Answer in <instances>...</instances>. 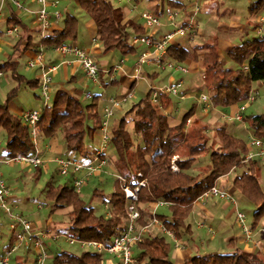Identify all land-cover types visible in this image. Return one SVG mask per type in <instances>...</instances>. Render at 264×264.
<instances>
[{
    "label": "trees",
    "instance_id": "trees-1",
    "mask_svg": "<svg viewBox=\"0 0 264 264\" xmlns=\"http://www.w3.org/2000/svg\"><path fill=\"white\" fill-rule=\"evenodd\" d=\"M78 1L95 22L96 36L105 53L119 50L126 56L136 51L132 37L145 33L141 23L127 20L122 8L116 6L112 0ZM263 8L264 0H257L249 5L251 13H258ZM15 21L19 23L18 20ZM77 36V18L67 13L63 18L62 29L52 30L41 41L47 46H56L74 40ZM207 46L209 50L202 56L195 49L189 50L174 41L167 50L170 58L178 62L188 58L202 59L205 85L213 106L227 108L239 104L240 107L252 93L254 83L264 82V38L256 36L233 46L228 51V56L236 64L235 67L225 66L219 61L215 44L207 43ZM17 67L18 61L14 53L0 64V70L10 72L17 81L6 100L0 103V129L4 130L6 136L3 146L6 157L32 155L36 151L29 128L20 116L11 112L9 102L17 95L21 85L35 83L33 87H38L40 80L27 79L19 73ZM163 96L166 95L160 97L159 103L153 101L150 88L139 100L128 104L130 106L116 121L115 117L120 110L115 111L111 120L110 147L116 154V170L132 188L141 179L146 181V185L138 191L135 204L140 212L136 227H146L147 231L145 229L141 240L134 245L133 257L135 261L146 260L148 264H175L171 258L174 245L172 238L155 227L153 217L159 219L167 230L185 243L188 239V243L197 240L194 237L193 222L189 221L196 200L212 186L219 185L222 178L229 177L233 171L241 170L232 178L233 188L242 199L254 205L253 219L249 225L252 228L260 225L261 230L264 228L262 158L247 160V141L233 134L224 123L212 129V134L208 132V125H187V120L194 114L195 106L183 115L178 125L171 126L162 106L171 98ZM100 98L101 94L98 93L89 103H84L77 95L58 90L41 114L37 140L40 137L51 138L62 130L65 148L79 155L72 157L66 152L67 156L64 157L80 161L92 159L93 153L86 147L85 142L87 137L93 141L95 134L99 132L103 117L99 106ZM126 106L127 103L123 107ZM90 120L93 122L90 123ZM130 121L132 129L129 128ZM242 121L248 124L253 136L264 139V112L248 115L244 112ZM175 156L178 170L171 167L172 158ZM195 168L197 170L193 172ZM67 177L71 178L69 183L57 184L49 181L45 194L52 202L50 214L56 210H67L68 226L56 229L54 233H46L67 234L77 240L108 242L127 228L131 201L126 197L123 184L117 178L111 192H93L94 196H100L103 203L108 205L109 214L106 215L99 212L96 206L87 203L81 191L76 190L73 174ZM159 201L163 202L166 210L151 214L150 204ZM61 239L65 240L61 237L55 241ZM228 245L227 249H207L204 253H199L196 248L195 253L184 264H264L259 254L237 246L234 239ZM203 247L207 248V245L204 244ZM82 248L84 251L81 252L60 249L51 255L50 264H103L104 254L90 246Z\"/></svg>",
    "mask_w": 264,
    "mask_h": 264
},
{
    "label": "crops",
    "instance_id": "crops-1",
    "mask_svg": "<svg viewBox=\"0 0 264 264\" xmlns=\"http://www.w3.org/2000/svg\"><path fill=\"white\" fill-rule=\"evenodd\" d=\"M22 1L24 4V8L21 10L16 8V6L10 0H5L3 2V20L1 22V28L5 29L10 25L17 24L20 27V33L17 35L2 34L0 42V64L5 62L14 53L15 58L18 61L17 69L19 73L24 75L29 80H40V68H31L27 65V62L31 58H33L41 48H43L46 61L50 64L57 65V69L53 74V83L51 89L52 98L58 90H64L67 93L77 95L80 99L83 98L86 92H90V87L88 83L89 79L86 78L84 70L81 64L76 60V58L72 55L63 56L54 50V46H47L41 41L44 35L51 32L52 30L62 29L63 18L65 14L70 13L77 18L78 36L76 39L70 40L65 44H72L86 49L99 63V66L101 68V85H97L91 80L90 81L93 83L94 87H97V92H95L94 95L98 93L101 94L99 106L100 112L102 114L103 108L108 103L110 97L123 96L131 92L132 96L131 98H129V100L133 98L136 99V96L138 95L141 97L144 96L152 86L182 81L180 95H166L170 96L171 100L168 103L162 104L164 111L168 116L169 124L171 126L178 125L181 122L183 115L193 106H195V111L190 118L196 119L193 122L194 124L203 121H206L207 123L211 122L207 114L208 110H204L203 104L199 103L196 98L197 94H200L202 92L207 93L204 89L202 90L200 88V84H196V79L197 82L199 80V72L204 70L202 59L188 58L180 62L188 68V72H181L169 68L165 70H160L153 63H144L141 66L139 77L135 78L134 68L137 63V60L142 54V52L148 49L145 44H140L139 47L134 44L136 48V51L134 53H131L126 56L121 55L117 61H114L112 59H109L107 56V54L111 51L106 53L103 51L102 43L96 36L97 30L95 22L88 15V13L80 6L78 0H58V5L56 7L49 5L48 8L51 12L61 9L60 12L62 13V16L59 19H56L53 16V24L51 28H49L45 32L42 31L39 21L37 19L36 11L40 7L39 4L31 0ZM112 1L116 6L122 8L125 14V18L127 20H133L143 25V27L145 28V33L141 35L162 37L167 32L172 31L174 29V25L172 24L170 15L173 13L177 14L176 19L174 21L177 24H188L190 22H193L194 27L185 34L175 36L174 43L181 44L189 50L195 49L196 53L199 56H202L209 50L207 43L210 42L208 39L205 40L204 38H208L213 32V29L215 28L225 30L226 32H232L226 38L223 37L220 39L219 48L222 52L226 53L227 56L228 51L236 44L240 43L243 40L252 39L256 37L254 26L258 22L259 15L263 14L264 10L263 8L258 13H250V15L246 18H242L238 10L239 2L242 0ZM144 1L146 2L145 7L140 8V5ZM250 1V4L254 2L252 0ZM198 5L199 9H197ZM224 9L227 10L226 15H223L222 11H225ZM146 10L158 15L161 20H163L165 23L161 26L147 28L144 25L143 18L141 16L142 13ZM15 20H18L19 23H17ZM212 24H216V27H212ZM134 37L136 36H133L132 39ZM18 42L19 44L17 45ZM197 46L203 47L199 48ZM25 47L26 50H24ZM140 49H143L141 51V54H139L138 52V50ZM221 51H218L219 61ZM122 58H125L126 60L123 69L122 71L115 73V79L111 80L110 74L106 72V69L118 64ZM131 61L133 62L129 63ZM257 83L259 84V86H262L264 84L263 81H259ZM34 84L35 83H24L23 85H21L17 95L13 97L12 100L9 102V107L13 114L21 117L24 111L37 109L33 105L31 107H26V103L28 104L30 100H32L33 103H35L37 99L42 100L40 95V85L38 87H33ZM16 85L17 81L11 76L10 72H4V75L0 80V103H3L6 100L9 91ZM23 86L25 88L31 87L33 88V90L37 89L39 93H34L33 97L30 93V96H27V93L24 94L22 92ZM192 97L195 98V101H197V103H191L189 101L193 99ZM128 101L126 103H128ZM184 105L186 106V110L183 107ZM123 106L117 110H122ZM238 109L239 104H234L227 108H220L219 111L223 113V118L227 119V116L229 118L231 117L229 121H226L225 119L223 121L222 118L221 122H223L233 134L240 136L241 131H243V124L245 122L243 123V121H239L232 118L236 114ZM59 135L60 134L58 133L57 135L51 138H39L40 142L44 143L43 150H40L38 148L40 156L43 160V163L41 165H32L25 163H18V165L23 166L24 169L26 168L31 171L38 167H45L47 165V162H56V159L58 157H61L60 155L64 154V152L66 151L63 134L61 136ZM95 135L98 136V133H96ZM39 140L37 147H39L40 144ZM94 150L95 149L91 150V152L93 153ZM4 157L6 156L2 148V143L0 142V158ZM16 164L17 163H13L12 165L15 166ZM262 171L264 172V163H262ZM237 172L238 171H233L230 173L229 177L222 178L221 182L219 183L220 187L222 186L221 188L226 189L227 187L224 186H226L228 182H226L225 179L228 180V178L230 177L232 185V178L235 176V174H237ZM9 201L10 206L14 205L15 207H18L19 199L15 196L14 193H11L8 199V203ZM163 206L164 205L162 204L151 203L149 212H151V214H153L154 212H158V209ZM237 210H239V206H235L229 201L220 198L212 197L206 200L197 199L195 202L194 210L192 212V228L194 230V235H197V240L199 241L200 246L202 245L203 247L205 240L202 238V232L207 234V236H209L210 238L209 242L211 243L210 245H207L208 249H218V239L215 238L217 234V236H219V240L221 238V246L224 245V247H219L220 249H227L230 240L234 239L237 246H240L241 248L247 251L259 254V256L264 260V232H262L261 230L262 227L259 225L256 228H252V238L250 240H247L241 230L239 228H235L237 222ZM9 220L10 221L8 223V227L11 222V219ZM199 223H205L207 225L210 224L209 226H211L215 230V234L209 232L207 227L200 226ZM3 225L4 222L0 219V233L3 237L1 243V253H3L4 250L8 248L15 240V235L10 230V227L9 234H3L1 232ZM155 227L157 229L159 228L157 225ZM143 228L144 231L145 229L147 231L146 227ZM236 230L238 232H236ZM43 232L46 233L45 231ZM195 250L196 248H190L189 246L187 247L183 244L181 246L173 245L171 250V258L175 264H184L185 261L195 253ZM30 251H34L35 254V250L32 244L27 246L22 245L12 257L13 263L35 264V255L34 260H30L29 258ZM139 263L146 264L147 261H135L133 264ZM103 264H119V259L113 254L104 253Z\"/></svg>",
    "mask_w": 264,
    "mask_h": 264
},
{
    "label": "built area",
    "instance_id": "built-area-1",
    "mask_svg": "<svg viewBox=\"0 0 264 264\" xmlns=\"http://www.w3.org/2000/svg\"><path fill=\"white\" fill-rule=\"evenodd\" d=\"M0 3V42L2 34L14 35L20 33V27L17 24L10 25L5 29L1 28V22L3 20V2ZM18 9H23L24 4L22 0H10ZM39 4V8L36 11L37 19L41 26L43 32L51 28L53 24V16L59 19L62 13L59 10L51 12L49 10V5L57 6L58 0H31ZM199 9V5L197 6ZM176 13L170 15L172 24L174 25V30L167 32L162 37H155L150 35H140L132 39L133 44H145L147 50L142 52L139 56L137 63L135 65L134 77L138 78L140 75L141 66L144 63H153L160 70L175 69L181 72H188V68L182 63L169 57L168 46L174 41L175 36L187 33L194 27V23L190 22L188 24H177L175 21ZM142 18L144 25L147 28H153L155 26H161L165 22L161 18L151 11H144L142 13ZM256 36L264 38V16L258 18V25L255 29ZM54 50L63 55H72L81 64L85 76L97 85H101V68L97 60L84 48L78 47L72 44H60L54 46ZM125 58H122L120 62L111 68L106 69V72L110 74V79H115V73L122 71L125 64ZM27 65L31 68H40V95L42 98L44 108L42 110L31 109L24 111L21 115L23 123L29 128L31 136L34 143L36 144V151L32 155H17L13 157L0 158V162L7 164L13 163H25L32 165H41L43 160L40 156L39 149L37 147V132H38V122L41 117L43 110L52 101V83L53 74L57 69V65L50 64L45 59V54L43 48H41L36 55L31 58ZM4 75V71L0 70V80ZM182 87V81L175 83H168L164 85L152 86V99L155 102H160V97L162 95H180V88ZM132 93L129 92L123 96L110 97L108 103L103 108V117L101 126L98 132L100 139V144L97 149L93 152V158L88 161H80L75 158L70 157H58L56 162L58 164V172L60 175L68 176L73 174L74 176V186L77 191H81L82 187L86 182V178L90 177L97 171H102L108 164L107 156L105 155L107 150L111 145V131L112 124L111 120L115 114V111L121 108L128 100L131 98ZM93 94L91 92H86L84 98L86 100L93 99ZM255 99V95L251 93L248 99L240 105L236 114L232 117L236 120H243V113L247 109L248 103ZM198 102L203 104L204 110H209L213 105L210 100V96L207 93H200L198 96ZM231 118V117H230ZM191 123V118L187 120V125ZM249 151L246 155V159H251L254 157L264 158V139L251 136L248 141ZM174 162V161H173ZM173 170H178L176 164L171 165ZM85 173L83 176L82 174ZM138 175H141L139 173ZM115 177L123 184V189L125 191L126 197L131 201L129 205V224L126 229L118 232L110 241H98V240H77L67 234H47L35 228L31 221L19 213H15L11 210L8 199L11 195V187L8 185L3 173L0 171V207L9 214L11 222L9 224L10 230L15 235L14 242L1 253V243L2 234L0 233V264H14L12 257L17 252V250L22 245H33L35 250V264H47V261L51 258V254L48 250L47 244L43 241V237L51 238L55 241L63 237L70 244H80L82 247L90 246L98 253H110L119 259V264H133L135 262L133 257V247L141 240L144 228L138 229L136 227V221L140 215L139 209L136 207L135 202L138 199V191L140 187L146 185V181L141 179L135 188H132L127 184L126 179L123 175L116 172ZM220 198L229 201L231 204L238 206L236 198L226 189L221 188L218 185L212 186L210 189L206 190L199 199L206 200L208 198ZM158 204H163L159 201ZM236 221L247 240H250L253 235L252 227L247 223V214L243 211L237 210ZM153 222L161 230L166 232L173 241L175 246H181L180 240L176 235L167 230L163 223L153 217ZM200 226L207 227L209 232L215 234V230L205 224L199 223ZM264 231V228L262 229Z\"/></svg>",
    "mask_w": 264,
    "mask_h": 264
},
{
    "label": "rangeland",
    "instance_id": "rangeland-1",
    "mask_svg": "<svg viewBox=\"0 0 264 264\" xmlns=\"http://www.w3.org/2000/svg\"><path fill=\"white\" fill-rule=\"evenodd\" d=\"M252 1H257V0H252ZM250 2H251L250 0H242L239 2L238 10H239V14L241 15L242 18L243 17L246 18L247 16L250 15V13H251L249 11ZM145 5H146V2L144 1L140 5V8L145 7ZM220 9H222V8H220ZM222 12H223V15L227 14V10L222 11ZM260 16H264V10H263V14L259 15V17ZM257 25H258V22L254 26V29H256ZM212 27L215 28L216 24H212ZM230 33H232V32H230V31L226 32L225 30L215 28V29H213V32L211 33V35L208 38H204V39L205 40L208 39L210 43H213L216 45L218 51H221V49L219 48L220 39L223 37L226 38L227 36H229ZM255 35H256V31H255ZM140 44L141 43L137 44L136 46L139 47ZM141 45H143V44H141ZM142 50L143 49L138 50L139 54H141ZM121 55L122 54L119 50H112L111 52H109L107 54L108 58L112 59L114 61H117ZM220 61H221V63L224 62L225 64L224 63H222V64L225 66H228V67H235L236 66V64L230 58H228L226 53H224L222 51L220 52ZM132 62L133 61H131L129 63H132ZM198 79H199L198 82L196 79V84L197 83H198V85L200 84V88L202 90L204 89L207 92V94H209V92L206 88V85H205L206 84V78L204 76L203 70L201 72H199ZM88 81H89L88 83H89V87H90L89 91L94 95V93L97 92V90H96L97 87H94L93 83L90 80H88ZM22 92L24 94L27 93L28 94L27 96H30V94H32L31 95L32 97H33L34 93H39V91L37 89L33 90V88H31V87L25 88L24 86H23ZM252 94L255 95V99L252 102L248 103L247 110L245 111V115L264 112V84L262 86L261 85L259 86V84L257 82L254 83ZM250 95H251V93H250ZM198 96H199V94L196 95L197 99H198ZM136 97H137L136 99H134V98L130 99L127 103V106L123 107V109L117 113V115L115 117V121L121 115V113L132 104V102H134V101L136 102L137 100L140 99L141 96L138 95ZM34 100H36V99H34ZM81 100L84 103L90 102L89 100H85L84 96ZM189 101L191 103L192 102L197 103V101H195V98H193ZM128 104H130V105H128ZM32 105L35 108H37L38 110H42L44 108L43 102L41 99L40 100L37 99L35 101V103H33L32 100H30V102L28 104L26 103V107H31ZM183 107L186 110V106L184 105ZM219 109H220V107L212 106L208 110L207 114L209 116V119L211 120L210 123L203 121V122H199V123L194 124L193 122L196 119H191L190 124L208 125V127H209L208 132L210 134H212L211 133L212 129H214L217 125L223 123V122H221V119L223 118V115H222L223 113L220 112ZM129 118H131V117L129 116ZM224 119L226 121L230 120V118L228 116H227V119L223 118V121H224ZM92 122L93 121L90 120V123H92ZM129 128L132 129V122L131 121L129 124ZM242 130L243 131H241L240 137H242L248 143V141L250 140V137L252 136V131L250 130V127L248 126V124L246 122L243 124ZM247 130H249V131H247ZM58 133L60 134L59 136H61L63 134V131L61 130ZM5 138H6V136H5L4 130L0 129V142L2 143V148L5 144ZM39 142H40V140H39ZM99 144H100V139H99V136H97V135L94 136L93 141L91 140V138L87 137L86 142H85L86 147L90 151L93 149H97ZM43 146H44V143L40 142L38 148L40 150H43ZM66 152H68L70 155H72V157L73 156L79 157V155L76 154V152L70 151V150L68 151L67 149L64 152V154H61L60 156H67ZM105 155L107 156V160H108L107 166L104 168V170L97 171L93 175H91L90 177L86 178V182L81 189V194L87 203L96 206L99 212H103L106 215H108L109 214V209L107 208L108 205H105L103 203L102 198L100 196H94V194H93L94 190H104L106 193H109L113 190V187H114V181L116 178L115 174H116V172H118L116 170V167H115L116 161L114 159V157H116V154H115L114 149L112 147H109V149L107 150ZM176 157L177 156L172 158L171 165H172V163L176 164V162H175ZM203 159H206V158H203ZM261 163H264V158H262ZM38 168H40L41 170L39 171L36 168V169L29 171L26 168L24 169L23 166L18 165V163L15 166L12 164L4 163V162L0 163V171L3 173L4 178L6 179L8 185L11 187V192L14 193L15 196L19 199L18 207H15L14 205L10 206V201H9V206H10L11 210L13 212L19 213V214L23 215L24 217H26L27 219H29L31 221L32 225L35 228H37L38 230H41L42 232L45 231V232H49V233H54V232H56V229L64 228V227L68 226L69 217L67 216V210L66 209L56 210L54 213L50 214L52 202L46 198L45 189H46V186H47L49 181H53L57 184L58 183H65V182L69 183L71 178L59 174L57 162H47V165L45 167H38ZM196 170L197 169L195 168L193 172H196ZM238 172L240 173L241 170H238ZM82 175L84 176L85 173H83ZM225 180L228 183L224 187H227L226 189L236 198L238 206H239V210L243 211L247 214V223L251 225L252 219H253L254 205L251 204L250 202L247 203L244 199H242V196L237 191H235V189L231 185V177L228 178V180L227 179H225ZM261 184L264 188V172L263 171H261ZM110 188H112V189H110ZM165 210H166V206H163V207H160L158 209V212H162ZM6 213L0 207V219L3 220V222H4V225H3L2 231H1L3 234H9L8 223L10 221L9 219H11V218L8 215V213L7 214ZM192 218H193V216L191 215L189 218L190 222H193ZM208 225H210V224H208ZM235 228H239L237 222H236ZM237 230H236V232H238ZM143 234H145V233L143 232ZM143 234H142V236H143ZM217 235L215 238L218 239V242H217L218 246L224 247V245L221 246V244H222V241H220L221 238L219 240V236H217ZM194 237L197 238V235H194ZM202 238L205 240L204 244H206V245L211 244L209 242L210 238H209V236H207V234L202 232ZM42 239L47 244V247L49 248L48 250H50L49 252L51 253L52 256L54 253H57L60 249L68 250L71 252L84 251V249L78 243L70 244L66 240H63V239L54 242L53 240H51V238H46V237H44ZM179 240H180L181 244H183L187 247L190 246V248H192V247L198 248L199 253H204V252L208 251L207 250L208 248H203L202 245L200 246L199 241L196 239L189 242V243H188V241H189V239H188L186 242L189 245L187 243H185L183 240H181V239H179ZM216 240H214V241H216ZM34 255H35L34 251H30V254H29L30 260H34ZM49 261H51V260H49ZM49 261H48V264H49ZM139 264H145V263H139ZM146 264H148V263H146Z\"/></svg>",
    "mask_w": 264,
    "mask_h": 264
}]
</instances>
